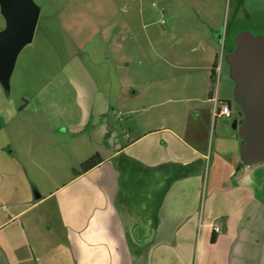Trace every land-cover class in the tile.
Instances as JSON below:
<instances>
[{
    "label": "crops",
    "instance_id": "obj_1",
    "mask_svg": "<svg viewBox=\"0 0 264 264\" xmlns=\"http://www.w3.org/2000/svg\"><path fill=\"white\" fill-rule=\"evenodd\" d=\"M218 45L112 43L114 76L71 53L61 83L17 112L0 88V264H188L196 250L203 264H264V162L244 163L239 126L214 115L229 100L212 90ZM30 105L41 116L15 122ZM48 203L60 243L36 223Z\"/></svg>",
    "mask_w": 264,
    "mask_h": 264
},
{
    "label": "rangeland",
    "instance_id": "obj_2",
    "mask_svg": "<svg viewBox=\"0 0 264 264\" xmlns=\"http://www.w3.org/2000/svg\"><path fill=\"white\" fill-rule=\"evenodd\" d=\"M32 1L40 8L35 35L32 42L17 54L9 95L3 92L4 100L13 104L16 112L18 106L22 109L27 101L33 100L43 85H52L56 80L61 83L63 59L74 52L85 57L94 75L104 70L114 76L110 70L113 63L106 58L107 45L109 47L112 43L137 40L169 48L173 45H197L204 38L208 40L216 35L220 52L225 42L226 46L231 45L239 32L264 36V0ZM6 27L7 19L0 2V32ZM226 63V58L220 63L222 70L216 84L219 95L229 98L234 118L239 104L233 96L234 81ZM2 84L0 77V88L4 90ZM211 84L215 89V80ZM36 115L41 116L30 105L15 115V122ZM0 116L6 118L4 123H7L10 114L0 113ZM233 118L224 122L231 127ZM217 121L218 124L223 122L220 118ZM7 128L10 134L16 135L19 126L14 123ZM207 191L206 183L204 194ZM48 204L34 211L42 216L41 220L36 217V223H40L43 239H46L48 231L55 229L60 243L63 236L59 222L53 205ZM197 252L188 264H203Z\"/></svg>",
    "mask_w": 264,
    "mask_h": 264
},
{
    "label": "water",
    "instance_id": "obj_3",
    "mask_svg": "<svg viewBox=\"0 0 264 264\" xmlns=\"http://www.w3.org/2000/svg\"><path fill=\"white\" fill-rule=\"evenodd\" d=\"M7 27L0 32V77L9 90L17 54L31 43L40 8L32 0H0ZM231 77L236 81L234 96L244 118L233 120L243 140L244 163L264 162V37L251 32L234 36L232 50L226 56Z\"/></svg>",
    "mask_w": 264,
    "mask_h": 264
},
{
    "label": "built area",
    "instance_id": "obj_4",
    "mask_svg": "<svg viewBox=\"0 0 264 264\" xmlns=\"http://www.w3.org/2000/svg\"><path fill=\"white\" fill-rule=\"evenodd\" d=\"M223 53H224V51H223V47H222L220 54H219L218 63L216 64V71H214L215 89H213V92L217 91V89H218V83L216 84V81L219 78V74L216 72H219L220 63L223 60ZM215 101H216V109H215L214 115L216 117H221V119H224V120H231L233 118V112H232V109L230 107V103L227 101L219 100V99H217ZM215 230L219 232L218 227Z\"/></svg>",
    "mask_w": 264,
    "mask_h": 264
},
{
    "label": "trees",
    "instance_id": "obj_5",
    "mask_svg": "<svg viewBox=\"0 0 264 264\" xmlns=\"http://www.w3.org/2000/svg\"><path fill=\"white\" fill-rule=\"evenodd\" d=\"M231 50V49H230ZM213 81L214 79V73H213ZM213 90V89H212ZM231 107V105H230ZM101 157L96 154L93 156H90L87 160H85L80 167V174L85 173L86 171L95 168L100 162H101Z\"/></svg>",
    "mask_w": 264,
    "mask_h": 264
}]
</instances>
